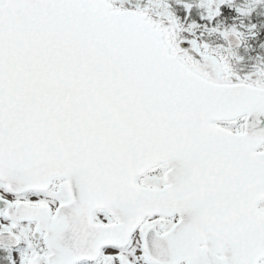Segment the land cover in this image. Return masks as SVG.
I'll return each mask as SVG.
<instances>
[{"label":"snow or ice","instance_id":"6c2138e0","mask_svg":"<svg viewBox=\"0 0 264 264\" xmlns=\"http://www.w3.org/2000/svg\"><path fill=\"white\" fill-rule=\"evenodd\" d=\"M0 264H264V0H0Z\"/></svg>","mask_w":264,"mask_h":264}]
</instances>
